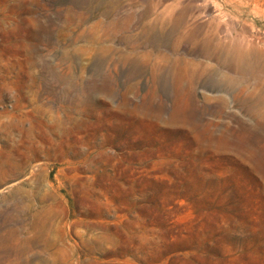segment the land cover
<instances>
[{
  "label": "rangeland",
  "instance_id": "1",
  "mask_svg": "<svg viewBox=\"0 0 264 264\" xmlns=\"http://www.w3.org/2000/svg\"><path fill=\"white\" fill-rule=\"evenodd\" d=\"M0 264H264V0H0Z\"/></svg>",
  "mask_w": 264,
  "mask_h": 264
}]
</instances>
